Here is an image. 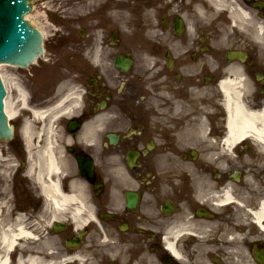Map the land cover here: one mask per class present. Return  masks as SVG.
Segmentation results:
<instances>
[{"label": "flooded vegetation", "instance_id": "1", "mask_svg": "<svg viewBox=\"0 0 264 264\" xmlns=\"http://www.w3.org/2000/svg\"><path fill=\"white\" fill-rule=\"evenodd\" d=\"M141 1L143 12L153 10L150 19L158 22L157 28L150 23L146 31L160 29L164 34L140 64L133 56L127 71L117 68L114 46H108L107 61H76L80 66L73 76L83 91V108L73 118L77 125L64 120L58 137L71 162L80 155L89 170V158L94 161L95 182L89 183L73 162L66 168L65 187L70 190L73 179L87 184L85 202L104 223L99 225L103 250L96 257L86 253L93 264H204L197 256H203L205 247L197 246L195 234L200 235L204 225L206 245L223 240L234 222V205L222 199L225 190L233 186V195L242 197L252 190L248 176L257 181L264 176L229 162L242 158L211 156L212 149L197 135L205 122L216 128L217 142L222 140L227 112L221 82L235 77V71L247 81L244 96L249 105L259 107L264 100V56L251 41L264 19V0H222L220 14L207 0ZM232 4L241 6L252 22L234 19ZM229 52L234 53L230 60ZM52 93L45 95V103L55 102ZM90 127L95 133L83 139V130ZM113 133L114 143L109 139ZM14 187L16 206L38 211L44 207L41 197L21 191L19 181ZM98 213L110 221H101ZM177 227L186 234L173 242L182 259L165 245L168 232ZM71 228L68 225L66 233Z\"/></svg>", "mask_w": 264, "mask_h": 264}, {"label": "bare ground", "instance_id": "2", "mask_svg": "<svg viewBox=\"0 0 264 264\" xmlns=\"http://www.w3.org/2000/svg\"><path fill=\"white\" fill-rule=\"evenodd\" d=\"M95 1L96 0H90L88 4L86 3L80 7L74 6L72 12L73 15L76 16L79 14L86 16L91 12L93 13L96 6ZM221 1L222 0H212L215 6L218 7L222 4ZM231 9L233 10L232 15L234 19L237 20L241 18V22L243 23L250 22L247 13L242 9L241 6L233 5V8ZM29 17L30 15L27 18ZM258 30V38L260 41H262L264 40V37L261 36L263 33V27H259ZM99 51L100 47L97 46L95 49L96 55L94 60L98 58ZM3 69L5 74L3 73ZM18 69L19 67L9 66V64L0 67V74L7 84L6 90L9 94L5 105V113L9 117V120L11 119L12 121L16 120L24 113L29 115V118H25L24 120V123L21 127V133L23 136L22 138L25 139L27 145L26 148H28L30 157L33 152V157L37 160L35 161L34 158H32V160L30 159L31 165L28 170V175L36 180L35 182L39 185L40 190L47 199L52 211L50 216L47 217L48 219L44 220L47 223H36L33 225L34 229L31 230V228H28L26 220L23 216L19 215V217L11 220V213L9 212L7 214H3V211L0 208V264H68L71 261L85 260L86 257L81 256V254L77 252L68 254L69 257L64 258V256H55L53 251H50L49 248L44 251H38L36 247L31 248L28 246L30 245L29 243L38 244L45 242V237L42 235V230H45L48 225L57 224V222H60V219H63V216H66L67 214H70V218L74 221V224H76L75 228H81L82 226H85L87 222H90L88 219L93 218L91 206L84 203V199L86 198V190L88 189V186H86L87 184L83 183L82 180L71 181L73 192L67 194L60 189L59 183V180H61L60 176L63 174V167L69 168L71 165L74 166V163L75 166L78 167L84 166V159L79 157L80 155H77L73 161L74 163L71 162L72 158L60 145V140L58 137V126H62L64 122L62 115L67 117L72 112L78 111L80 109L82 103L80 94L72 88L62 96L60 95L59 101L53 103V107L51 109H35L30 105L29 91L27 90L25 83L23 81L21 82L18 74L15 75L14 73H10L11 71H17ZM235 73L236 71L234 74ZM229 78L230 77H227L221 82V89L223 90V95L225 98L224 106L227 111V116L223 127L226 135L223 138V143L221 144L220 149L222 152L225 150L226 153H233L234 150H232V148L234 146L237 148L240 143H244L246 141H251L256 146L264 149V105L259 111L249 108L246 103L244 104L242 95L239 91V87L243 86V81L239 80L240 85L239 87H236V80H231ZM102 119L98 121L100 125H104V122L101 124ZM43 121H47L48 124L41 127V130L37 132L35 122ZM205 127H207V125L205 122H203V125L201 124V129L197 135L205 142V144H208L209 148H212V133H209L207 129H204ZM45 132L46 141H43L44 144L41 147H35L37 150L34 152L33 142L35 137L39 136V138H43L42 136L45 135ZM83 132L85 133L83 139H85L89 134L92 137V134L95 133V130L90 127L89 130L84 129ZM82 135L83 134L81 133L80 136ZM113 135L117 137L114 133ZM72 152L73 150H71L69 153ZM1 153L2 151L0 147V158H2ZM212 154L215 153L212 152ZM88 161L90 167L88 173L85 174L87 178H89V183H93L95 182V176L93 173L94 161H91V158H89ZM116 167L118 170H120V165H116ZM232 188L233 186L229 187L228 190L225 191L223 202L230 203L231 201L236 200L229 190ZM241 202L240 210H245L248 217L254 221L251 224H257L259 229L264 233V204L260 203L259 208L252 211L247 209L249 206L245 205L243 200ZM70 206H75V208L72 207L73 209H70ZM59 224H57V229H59L58 227H61ZM202 228V230L201 228L199 229L200 235H195L199 237L197 246L200 248L205 247L203 256H197L198 260H203L204 264H215L213 261L206 259L207 257L211 256L210 254L213 252H216L221 260L223 257H227L226 260L232 259L233 257V260H235L236 264H264V243H262L263 245H256L257 248L255 247V251L257 252L256 254L259 256V261L256 263L249 255L253 250L248 253V251L239 244L240 239L233 238L236 235L237 229H230L227 230L226 233L222 234L223 238L228 236L235 244L228 246L227 242L224 241L220 247H217L216 243L212 242H209L208 245H206L205 237L207 234V226L203 225ZM182 231L179 229V227L176 229L171 228V230L168 232L169 237H167L165 243L170 253H173L179 259H182V257L179 254L177 245L175 248V243L173 242H175L178 237H183L186 235L183 234ZM100 235L101 234L99 231L98 236ZM76 243L77 241L74 240L71 241L69 245L71 248H75ZM226 246L230 247L232 253L227 251ZM260 252L263 255L260 254Z\"/></svg>", "mask_w": 264, "mask_h": 264}, {"label": "rangeland", "instance_id": "3", "mask_svg": "<svg viewBox=\"0 0 264 264\" xmlns=\"http://www.w3.org/2000/svg\"><path fill=\"white\" fill-rule=\"evenodd\" d=\"M88 1L89 0L34 1V3L32 4L33 10L29 14V20L32 21L33 24L37 25L39 28L47 32L45 40L48 46L47 58L51 63L45 61L41 63L42 66L38 65V68H36V70H38V78L35 77V79L32 80L33 82L38 80L40 83H43L42 77L44 78V75H46V73L49 71H53L58 75L59 71H62V74H64L69 73L72 69H77L80 64L75 65L72 61L88 60L90 54L89 51L94 50V46L96 45V43L102 45L101 47H103V45H106L110 42L113 33L118 35V42L115 43L117 45L115 53H130L137 58L138 61L136 62L138 64H140V61L143 60L144 54L150 50L149 46L154 45L156 41L163 38L162 35L164 33L161 32L160 29H158V34H153L151 31H149L151 35H148L149 32L146 31L145 26L148 28L147 25L150 24V18L152 16L153 10L144 13L142 9H144L145 3H143L141 0H108L109 4H102L100 6L102 9H99L98 13L95 14V16L98 17V20L96 19L97 22L94 21V18L89 17L88 15L82 16L78 14L74 16L72 13L75 5L83 6L86 3L88 4ZM100 1L103 0H96V5L100 3ZM119 1L129 3V6L120 9L121 3ZM113 6L116 7L114 11L111 10V7ZM98 21L101 23H99ZM152 25L154 26V23ZM55 32H57L56 36ZM97 34H99L98 37ZM261 43L264 44V42ZM262 50H264V48H262ZM103 51L106 52L107 49L103 48L100 51L101 56L106 55L105 53H103ZM54 61H58L59 64L56 63L53 65L52 62ZM54 77L55 76L52 73L50 79H48L54 81ZM21 81L25 83L26 87L29 85V83H31V81H28L25 78L23 80L21 79ZM23 117L24 119L29 118V115L26 114ZM23 117L20 116V118L22 119L19 118L18 121L23 122ZM35 124L38 125L39 122H35ZM36 131L39 132V128H36ZM17 132L18 131H16V134L19 142L14 146V150H16L17 153L19 152V156L22 161L26 162L29 152H27V148L26 146H24V139L22 138L23 136H21L20 134V136L18 137ZM36 140H34L33 142L34 152H36L37 150L35 149V147L37 146L36 143L39 142L42 144V142ZM0 147L4 151V154H2V158H0V194H2L3 197L8 198V196L11 195V180L13 171L15 170L14 168L17 167L18 160L15 158V152L11 150L12 148H8V143L0 142ZM226 156L228 155L226 154ZM228 157H259L263 160L264 149L260 148L259 146L253 145L251 141H247V143L245 142L240 147L235 149V152L232 156ZM32 158H34L33 152L30 159ZM36 160L37 159H35V161ZM262 160L255 161V159H253L250 163H248V160H244L243 162L247 167H259L262 163ZM243 162L241 164H243ZM249 182L251 181L249 180ZM263 197L264 196H262V198ZM10 201V199H2V197L0 196V208L5 205V209L3 207V214H7L10 212V218L12 220L13 212L9 210L11 208V205L9 206ZM98 214L99 216H101V218L103 216L101 221H110V219H104V213ZM100 224L104 225L103 222H101ZM70 234L71 232L69 231L65 235L69 236ZM98 234L99 227L95 224H91L88 235L83 238V243L81 244L79 250H77V253L80 252L82 256L86 257V253L89 251L90 254H93L94 257H96L97 254L100 253L105 246V243H103L101 240L103 238L99 237ZM57 236L50 235L48 236V239H45V242H41L38 244L29 243L30 245L28 246L31 248L36 247L38 251H44L49 248L50 251H53V254H55V256H59L61 249H66V246L59 243V239ZM83 262L84 264H93L90 259H88V262L86 259H83ZM71 264H78V262L75 261V263L72 262ZM232 264H235V262H233Z\"/></svg>", "mask_w": 264, "mask_h": 264}, {"label": "water", "instance_id": "4", "mask_svg": "<svg viewBox=\"0 0 264 264\" xmlns=\"http://www.w3.org/2000/svg\"><path fill=\"white\" fill-rule=\"evenodd\" d=\"M34 1L32 0L31 3L33 4ZM25 4L26 0H0V62L25 64L33 58L34 53L41 46L40 36L23 19V15L27 12ZM42 31L45 34L41 32L42 35L46 37L47 32ZM4 65L6 64H0V67ZM2 87L0 82V137L8 130L2 108V97H4ZM8 96L7 92L5 105Z\"/></svg>", "mask_w": 264, "mask_h": 264}]
</instances>
